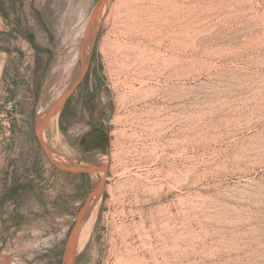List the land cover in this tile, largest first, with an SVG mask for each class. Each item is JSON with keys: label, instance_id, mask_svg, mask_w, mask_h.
Wrapping results in <instances>:
<instances>
[{"label": "rangeland", "instance_id": "374dc122", "mask_svg": "<svg viewBox=\"0 0 264 264\" xmlns=\"http://www.w3.org/2000/svg\"><path fill=\"white\" fill-rule=\"evenodd\" d=\"M0 13V264H264V0Z\"/></svg>", "mask_w": 264, "mask_h": 264}, {"label": "water", "instance_id": "95a60500", "mask_svg": "<svg viewBox=\"0 0 264 264\" xmlns=\"http://www.w3.org/2000/svg\"><path fill=\"white\" fill-rule=\"evenodd\" d=\"M87 57V62L89 60V57ZM65 99V96H62L60 97L58 100H56L53 105L51 106V108L47 111L44 119L42 120L40 126L42 127L45 122L47 121V119H49L51 117V115L56 111L58 110V108H60L61 104L63 103ZM53 151V150H52ZM54 155L57 156V158H59L61 161H63L65 164L71 166L73 168V170H77V171H89V170H92V168L90 167H79L77 165H75L74 163H72L68 158L64 157L63 155L61 154H58L56 152H53ZM102 188H103V181L101 180L98 185L95 187V189L93 190V193L92 195L89 197L87 203L85 204V206L80 210L79 214H78V220L76 222V225L73 229V231L71 232V236L70 238L68 239V242H67V246H66V250H65V254H64V260H63V264H67V262H69V254L67 256V253L69 252V249H70V246L73 242V240L75 239L76 235H77V232H78V228H79V225L82 221V216L84 215L85 211L91 206L92 202H95L97 198H99L100 194H101V191H102ZM0 260L3 261V262H9L10 260V257L9 256H4L0 253Z\"/></svg>", "mask_w": 264, "mask_h": 264}, {"label": "crops", "instance_id": "0c3cea01", "mask_svg": "<svg viewBox=\"0 0 264 264\" xmlns=\"http://www.w3.org/2000/svg\"><path fill=\"white\" fill-rule=\"evenodd\" d=\"M10 30V27L8 26L7 20H5L0 13V34L6 33ZM9 57V52L6 50L0 49V83L5 87H11V85L8 83L9 79L6 76V70H7V61Z\"/></svg>", "mask_w": 264, "mask_h": 264}, {"label": "bare ground", "instance_id": "6f19581e", "mask_svg": "<svg viewBox=\"0 0 264 264\" xmlns=\"http://www.w3.org/2000/svg\"><path fill=\"white\" fill-rule=\"evenodd\" d=\"M58 134V133H57ZM60 160V159H59ZM98 199V198H97ZM97 199H96V201H97ZM96 201L95 202H92V204H91V206L85 211V213H84V215L82 216V221H81V223L83 222V220L85 219V217L86 216H89V215H91V213H92V211H93V209H94V207H95V203H96ZM89 213V214H88ZM81 223H80V225H81ZM79 225V226H80Z\"/></svg>", "mask_w": 264, "mask_h": 264}]
</instances>
